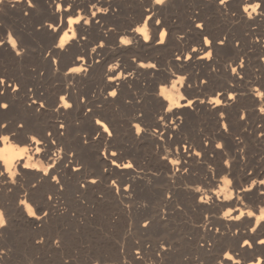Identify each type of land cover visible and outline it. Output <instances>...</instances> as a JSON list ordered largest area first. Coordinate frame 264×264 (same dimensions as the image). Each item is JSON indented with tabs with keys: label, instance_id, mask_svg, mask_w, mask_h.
I'll use <instances>...</instances> for the list:
<instances>
[{
	"label": "rangeland",
	"instance_id": "obj_1",
	"mask_svg": "<svg viewBox=\"0 0 264 264\" xmlns=\"http://www.w3.org/2000/svg\"><path fill=\"white\" fill-rule=\"evenodd\" d=\"M230 1H231V5L227 8V11H224L222 13L217 11L215 8L209 10H202V11L200 9L195 8L197 12L202 13L205 17L209 18L211 27L213 26L212 27L213 31L217 32L223 38L230 39L229 40L230 42L228 44L229 46L226 45L227 47L226 46L218 47L216 50H213L211 52L212 54L214 53L215 54L212 55L211 57L212 60L210 58V63H211L210 71L205 66H203L202 61L199 62L197 65V74L198 77L200 78L197 77L194 78V80H191V82L188 84L187 90L189 92L187 94H186L187 90L186 91L181 90L180 91L181 93H177L176 96H179L181 94L180 97L186 96L184 99L188 98L200 102H207L209 101L210 98H216L217 94L219 96L221 92L223 93L225 91L227 86H224V81H226L225 85L237 84L236 82H233L230 78H228L229 77L228 75L229 72H231L232 69L235 68L236 65H234V63L236 64V62H240L239 59H241V57L244 56L242 55V53L243 51L245 52V50L241 51L240 49H236L235 46L233 45V42L235 40H236L235 42H238L237 37L238 40L241 38L243 39L245 37L246 25L242 23V21H240L239 19H236L235 17L232 18L233 17L232 15L234 14L233 12L234 8L237 6L242 7L241 0H230ZM256 1L259 2L262 0H256ZM183 2H180L178 4L177 13L179 12L178 14L182 18H185V16L188 15V12H191L192 11L191 9L194 8L192 6L191 8L188 3L186 2L183 3ZM181 10H183L184 13ZM230 10L232 13L230 12ZM24 14L25 12H23V15ZM218 14L220 15L219 16L220 18L218 17ZM7 16L5 19L0 18V26H3L5 28V32H6L5 36L7 37L9 34L13 39V41L16 42V45L18 46L23 45L22 47L24 48H32L34 50L48 48V45H50V40H51L49 34L45 32L41 33V35L38 33L35 34L33 30H31V27H36L37 30L39 31L41 25L39 23V17L43 19L42 22L45 24H48L50 22L51 17L45 12V10H43L42 8H38L35 10L33 14H28V15L25 14L24 19L21 18L22 16L20 17L18 15H13V18L11 17V14H7ZM32 18L35 19L33 20ZM29 19L33 20V22L30 21ZM6 20H8L7 21L9 22L8 24L7 22H5ZM20 20L22 21L24 26ZM211 21H213V23ZM5 23L9 25L7 26V28L5 27L6 26ZM17 23L20 24L17 25ZM30 23H32L31 26H29ZM238 23H240V25ZM21 26L23 27L21 28ZM183 26H184L183 23L178 24L177 26L178 30L181 31ZM236 26L239 28H237ZM261 27L264 28V22L261 24ZM27 28L29 29L27 30ZM26 32L29 34L27 35ZM178 36L181 35L179 34ZM32 38L34 40H32ZM22 39L26 42L23 43L24 41ZM59 39L60 37L55 41V44H58ZM196 42L198 43V40L193 35L182 40L177 39V41H175V43H173L170 46V49L163 50V53L162 51L159 52L157 50H147L145 51L147 52L146 54L145 52H143L145 57L149 58V60L155 63V65H158L157 73L156 74L147 73L148 75L136 73L134 75L135 76L134 82L132 84H129L131 86L128 87L127 85V87L124 89L125 94L127 92L130 93L129 94V96L131 95L130 99L129 96L126 95V97L124 98L125 103L118 104L117 107H115L112 115L107 114L105 116L100 117L101 120H103L107 124L108 128H110L109 130H111V133L113 131L112 133L113 140L109 144H107L104 141L102 142L100 141L101 151H103L104 147L110 145L117 153V159L119 163L129 162L130 164L133 165V168L131 167L130 171L117 169L115 171L116 174L114 172L112 178H110L108 180L109 182H107L106 179L102 176L100 169H99L100 173L99 171L97 173L98 169L97 168L95 169L96 166L94 167L93 165L94 161L92 158H94V156L92 155V153H90L91 149L90 150L87 149L90 147L89 143L91 142V140L98 139V135H97L98 133L95 130H93L95 129V125L93 122L94 120L86 121L80 118L77 119L75 117L70 118L71 120L67 122L68 124L67 137L70 140L67 141L66 147L68 150V154L72 156V159L76 158L77 162L81 164V166L84 168L83 171H85V173H82L81 176L79 177V184L80 185L83 184L84 179H89L86 177H88L91 173L93 174L96 173L97 176L102 177V178L100 177L101 184L96 190L93 191L90 190L92 194L90 193V191H86L89 194L85 193L79 195V193L76 194L75 191L73 192V190H75L74 187L72 188L73 185H69L70 187H68V185H65L62 182L61 183L62 189L61 191H58L59 193L51 191V193L48 194L49 196H51V198H53V207L55 206V209L51 210L52 213L50 212V210L43 211V213L45 212L51 213L50 219L46 223L42 224V226H38V227L35 226V229L21 222L20 218L17 216L18 214L14 212L13 206L20 205V198H18L19 200L15 199L16 201L10 199L7 200L6 203L8 204V206H11L8 208L7 207L4 208L5 206L1 204L2 206L0 207V209L3 212L4 219L7 220V226H6L7 233L2 232L0 234V264H223V259L226 254L233 255L234 257L239 256L241 261L242 260L244 261V262L242 261V264L244 263L250 264L251 262H253L251 255L253 257L255 256V258H258L259 255L264 256L263 248L260 249L259 247H257L256 244L254 247V243H253V241L257 243V241H259L260 239L259 238L260 228L256 225V216H252L251 218H245L243 216H239L240 219L236 220L235 224H232L234 228H232V225L230 224L232 228L231 229L230 225L224 223L225 222L224 218L227 217L224 214L226 212H229L228 207L223 208L222 205H217V204L209 205L206 207L205 206L199 207L196 205L195 202L197 201V197H196L197 190H203V191L218 190L219 186L224 184H229L227 183L225 178H227V180L234 181L229 185L240 186L246 183V176H248L249 174L252 173L254 174L258 170L264 173V169H262L264 166V160H263L264 135H262V133L264 132V118L260 120L256 115V112H258L259 109L264 108V102L260 103L255 107L253 106L251 107V103H250L251 99L249 97L250 95L258 94L259 92H264L263 89L264 65L260 63L264 58V49H255L248 47L246 48V50L248 51L245 59L247 63L245 67V74L239 75V77L242 76V78L240 79V83L237 84L239 89L238 93L241 97V99L240 97L239 99H237L238 100L237 104L239 105L241 102L242 108L240 104L237 110H235V108L233 109L231 108V110L222 113L224 115H222L221 113H217V115H215L208 109L207 111L205 109L206 106L196 109H190L189 112H188L189 109H187L183 113V115L180 114L177 116L178 118L181 119V121L185 125L183 124V126H181L182 129L181 130L179 129L180 132L178 131L180 136L179 134H177L176 136L171 137L172 141L175 139L174 140L175 143L167 142L169 144L168 146L166 142H163L161 145L155 143L156 141L154 139H153L154 141L152 142V138H153L152 135H154L153 133H155V135H157L159 138L161 137L162 134V131H160V129L159 131H157L155 120L152 119L156 117V110L158 108V103L156 102L157 99L152 95L159 92L161 90V87L167 86V83L165 81L166 78L168 77V73H170L171 71H176L178 69L171 61V59L167 58L169 57L168 54L170 53V51H172L171 49L173 48H175V50H183L186 53L189 48H192L194 46L193 44H196ZM93 43H94V39L91 40L90 38L88 41L89 49L94 48ZM5 65L6 63H3L2 69L5 71H9V69H7L6 67L7 65L6 66ZM247 68L251 71H249ZM29 69L32 70L34 68L30 67ZM206 71L208 72L206 73ZM19 72L20 71H16L13 73L11 72V75L17 77L20 80L33 79L34 77V75L32 74L30 75L29 72H22V73ZM45 72L46 71L43 70L44 77L42 78V81L44 82L46 87L50 86L49 88H51L53 86L52 83L55 78L52 74ZM247 72L249 73V75L247 74ZM203 73H206V75ZM208 73H211L210 75L212 79L211 78L209 79L210 76ZM142 75L144 76V78ZM136 76L138 77V79H136ZM223 77L225 78L222 79ZM96 81H97L96 87L100 88L101 84H98L99 80ZM192 81H194L195 83L194 82L192 83ZM203 81H207L208 83H203ZM244 82L246 83L244 84ZM154 83L157 84L156 87L157 91L155 92L152 90V85ZM89 84L85 85L87 87L84 86L86 90L89 87ZM196 85L198 86V88ZM202 86L204 87L202 88ZM222 87H224V89ZM244 89H247L246 92ZM166 94L170 95V92L168 93L166 92L165 95ZM155 102L157 103V105ZM51 108L52 107H47L46 109L45 107L46 116L45 115L38 116L35 119H33V121H30V123L33 124L34 122V124H36L37 122H42L44 120L48 121L54 119L53 114L55 113V108L53 107L52 110ZM204 110H206V113ZM141 113H143V116L141 115ZM11 114L13 115V117L11 116ZM28 114H30L31 117L32 114L29 111H27L23 106L20 105L13 107L12 109L7 110L6 112H0V120L1 121H3L4 119L11 120L15 117H18V122L26 125L27 124L26 119L27 117H29ZM136 114L142 116L141 117L142 120L140 123L136 122L134 119ZM237 114L239 116H237ZM25 115L27 116L24 117ZM237 117L239 118L237 119ZM144 118L145 120L143 121ZM214 119L217 121H215ZM128 120H130V123ZM60 121H63L62 118L60 119ZM149 121L152 123H149ZM3 122L5 123V121ZM88 122L91 123L89 124ZM171 122L172 120H169L168 123ZM164 123L166 122H162V124ZM134 124H140V125L142 124L141 126L145 130L146 136L143 135V137L137 138L136 129L133 127ZM225 124L227 125L230 124L228 125L229 130L227 129L228 139L227 138L223 139V137L220 136V132H219V128L222 129ZM240 127L242 128L240 129ZM230 128L232 129V133L230 132L231 131ZM234 128L236 129V131ZM127 129L130 130V132L127 131ZM184 129L186 131H184ZM256 129L259 131H256ZM156 131L158 132V134ZM191 131L194 132L193 134H195L196 136L189 133ZM196 132L198 133V137ZM241 132L243 136L241 135ZM21 134L22 133H20V135L17 134L13 136L14 137L21 136ZM130 135L131 136L134 135V136L131 137ZM199 135L201 136V138L202 137L203 138L201 139ZM13 136L11 135V137ZM74 136L78 137L81 140L82 147L74 144L73 142ZM189 136L194 138L188 139ZM217 136L218 137L220 136L221 139L218 138ZM229 136L231 137L229 138ZM174 137L177 138L180 137V139L178 138L180 143L179 141H177L178 139ZM252 138L254 139L252 140ZM13 139L10 138V140L15 144V147L21 148L24 146L23 144L18 142L17 139H15L16 141L15 140L13 141ZM142 139H144L145 141ZM198 140L203 142V145L210 148L209 150L210 152L207 154L208 156L207 155L205 156L203 153L199 151ZM241 140L244 142H242ZM230 142L232 143L229 144ZM234 143L238 144V146L237 145L234 146L233 145ZM211 144L213 145V147ZM217 144L223 145L224 146L223 149L221 150L219 148L214 147ZM185 145L187 147L190 146V148H195L194 151L201 153V156L200 157L194 156L193 158L188 160V165L185 168L187 169L188 172L185 171V169L182 170L183 172L169 171L167 167L165 168V166H168V160L175 159L176 152L181 151V149L182 151H184L183 147ZM68 146H71L72 149L71 147L68 148ZM231 146L233 147V150ZM248 147L251 150H249ZM227 150L229 151L227 152ZM231 150L233 153L231 152ZM235 152H237L240 158L243 160L242 161L243 167L242 166L240 167L239 165L226 173L219 174V169L221 165L223 163L225 164V161H228L230 164V161L234 158L233 154ZM226 153L227 155L224 157ZM207 157L210 158L208 159ZM250 162H253V164ZM184 174L186 175L185 177H183ZM233 174L235 176L232 177ZM207 179L210 180L209 183ZM26 180L27 178L24 177L20 184L22 190L24 191L23 194L26 192L25 190H27L26 182L23 183V181ZM127 180L130 182H127ZM113 181H115V183H113ZM131 181H133L132 182L133 187L131 186ZM203 182L205 183L203 184ZM33 184L36 185L37 182H33L32 184H30V186H34ZM110 185H113L114 187L113 193L109 192ZM27 201L31 204L34 203L32 204V206L35 212H37V206H34L38 204L37 198L35 199L34 197L31 200L27 199ZM240 201L241 203H248L250 205L251 210H253L255 214H258L256 212V208L258 207V205L256 204L255 201H251V200L246 201V199H241ZM214 206L216 207L214 208ZM213 218L216 220H214ZM220 218L222 221L220 220ZM211 220L213 223L211 222ZM253 228H256L255 232L252 231ZM217 229H219V231H217ZM3 234H5V236ZM241 235L248 236L240 239L242 243L240 242V240L239 241L237 240ZM250 235L253 239L249 237ZM246 238L249 239L251 243H253V246L250 248L247 247L245 253L244 251H239L238 249L243 244V242L247 240ZM230 247H232V249H230ZM253 250L254 251L256 250L257 252L256 251L253 252ZM132 256H135L137 259H133Z\"/></svg>",
	"mask_w": 264,
	"mask_h": 264
},
{
	"label": "bare ground",
	"instance_id": "obj_2",
	"mask_svg": "<svg viewBox=\"0 0 264 264\" xmlns=\"http://www.w3.org/2000/svg\"><path fill=\"white\" fill-rule=\"evenodd\" d=\"M183 1L188 3L190 7L192 6L194 8V9H191L192 10L191 12H188V15L185 16V18H182L178 14L179 12L177 13L178 4L180 2H183ZM241 2H242V7L237 6L234 8V10H233L234 14L232 15L233 16L232 18L235 17L236 19H239L240 21H242V23H244L246 25V33H245V37L243 36L244 37L243 39L240 37L241 39L238 40V37L236 36L238 42H235L236 41L235 40L233 42V45L235 46L236 49H240L241 51L245 50V52L243 51L242 55H244V56H242L241 59H239L240 62H236V64L234 63V65H236L234 68V69H236V71L233 72L230 70L231 72H229V75L227 74L229 76L228 78H230L233 82H236L237 84L240 83V79L242 78V76L239 77V75L245 74V67L247 64L245 59H246V54L248 51V50H246V48L248 47V48H255V49H264V28L261 27V24L264 22V0L259 1V2H257L256 0H241ZM32 4L34 5V7H30L29 0H3V3H0V18L5 19L7 14H11L12 18H13V15H18L20 17L22 16L21 18L24 19L25 14L26 15L33 14L35 12V10L38 8H42L43 10H45V12L51 17V20L48 24L43 23L42 22L43 19H41L39 17V23L41 24L39 31L37 30L36 27H31V30H33V32L35 34L38 33L41 35V33H43V32L49 34L51 40H50V45H48V48L45 47L47 49L34 50L32 48H24V47H22L23 45L22 46L16 45L15 47H13V44H12L13 39L11 38V36L8 33H7L8 36L6 37L5 36V33H6L5 28L3 26H0V80L4 81V83H0V103H8L10 105L9 110L12 109L13 107L21 105L27 111H29L34 117L33 118L32 115L30 117V114H28L29 117H27V119H26V123H27L25 125L26 128L23 130V132H18L17 128H16V125L18 123V117H15L11 120H5V119L3 120V121H5V123L7 122L6 124H8L10 131L6 132L3 129H0V135L9 136L11 139H13L14 138L13 135H17V134L20 135V133H22L23 136L21 134L20 139L19 140L17 139V141L20 142L21 144H23L24 146L21 148H17V147H15V144L10 139L8 141L0 140V150H3V151H0V172L4 173L3 176H0V207L2 205L5 206L4 208L11 207V206H8L6 201L9 199L15 200V199L20 198V205H18V206L14 205L13 206L14 212H16L18 214L17 216L20 218L21 222L27 224L30 227H33L34 229H35V226H37V227L42 226V224L46 223L50 219V215L52 213L51 210L55 209V206L53 207V198L49 199V197H51V196H49L48 194H50L51 191L52 192L61 191V189H62L61 183L62 182L65 185H68V187H70L69 185H73L72 188L74 187V189H75V190H73V192L75 191V193L76 194L79 193V195L88 193L86 191L96 190L101 184V178L102 177L100 176L101 177L100 178L99 176L96 175V173L95 174L89 173L90 175L88 177H86L89 179H84L83 184H81V185L79 184V177L81 176L82 173H85V171H83L84 168L81 166V164H79L77 162L76 158L72 159V156L68 154V150L66 147L67 141L70 140L67 137V130H68L67 122H69V120H71L70 119L71 117H75L77 119L80 118V119L86 120V121L87 120H89V121L94 120L93 122L95 125V129H93V130H95L98 133V134L96 133L98 135V139L91 140V142L89 143L91 148L89 147L87 149L88 150L91 149L90 153H92V155L94 156V158H92L94 161L93 165H94V167L96 166L95 169L96 168L98 169L97 173L100 169L102 176L106 179L107 182H109L108 180L110 178H112V176L114 175V172L117 169L130 171L131 168L124 167V165L130 164V163L129 162L119 163L118 159H117V155L116 156L112 155V153H116V152L114 151V149L110 145L107 147H104L103 151H101L100 141L101 142L104 141L107 144H109L113 140L112 139L113 134L109 135L108 133H105L103 131L102 126L99 124H96L95 121L100 120V121H102L103 124H106L103 120H101L100 117L105 116L107 114L112 115L115 107H117L118 104L125 103L124 98L126 97V95L129 96L130 93L127 92L125 94L124 89L127 87V85H128V87L131 86L129 84H132L134 82V80H135L134 75L136 73L137 74H143V75H145L147 73H155V74L157 73L158 68L152 69L150 67L149 68L140 67L141 63H143L145 65L155 64L152 61H150L149 58L145 57L143 52H145L147 50H157L159 52L162 51V53H163V50L170 49V46L173 43H175V41H177V39L182 40V39H185V38H187L189 36H193V35L198 40V43L196 42V44H193L194 46L192 48H189L186 53L183 50H175V48L171 49L172 51H170L169 54L166 52L169 55V57H167V58H170L171 61L174 63V65L178 69L176 71H171L170 73H168V77L165 81L167 83V86H163V87H161V89L166 88L167 89L166 92L167 93L170 92V95L169 94L168 95L173 97V99L177 105V107L174 108V112L176 114L172 115V113H168V112L161 109V103H163L167 107H172L173 100L165 99V97L158 96L156 94L152 95L157 99L156 102L158 103V108L156 110V117H154L152 119L155 120L156 126H157V124H159V129H160V131H162L161 136L164 137V139H161L157 135L154 134V135H152L153 136L152 142L155 140L156 141L155 143H157L158 145H161L163 142H166V143L167 142H170V143L174 142L175 143V141H174L175 139L172 141L171 137L179 134L178 131H179V129L180 130L182 129L181 126H183V124H184L181 121V119L178 118L177 116L180 114L183 115V113L187 109H189L188 110V112H189L190 109H196V108L206 106L205 107L206 110L208 109L209 111H211L212 113L217 115V113L222 114L224 112H227L228 110H231V108L232 109L235 108V110H237L238 106L241 104V102L239 105L237 104V101H238L237 99H239V97H240V95L238 93V90H239L238 85L237 84H235V85L229 84V83H228L229 85H225L226 81H224V86H227L225 91L223 93L221 92V94L219 96L217 94L216 98H210V99L208 98L209 101H207V102H200V101L192 100V99H188V98L182 99L180 97L181 94L179 96H176L177 93H181L180 92L181 90L186 91L188 88V84L191 82V80H194V78L198 77L197 65L199 62L202 61L203 66H205L210 71L211 63H210V58L207 56V53L212 52L213 50H216L218 47H224V46L228 45L230 42L229 41L230 39L223 38L217 32L213 31V28H212L213 26L211 27V23H210L209 18L205 17L202 13L197 12L196 9H200L202 11V10H209V9L215 8L217 11L222 13L224 11H227V8L231 5L230 0H226L225 4H221L219 2V0H165V3L163 4V6L156 5L154 0H32ZM257 4L261 5V7L257 8L256 11L253 12L252 16L250 17L248 15V13L244 11V9L248 8L249 11H251V7H249V6L250 5H257ZM180 6H182V5H180ZM101 9H106L107 11L102 12ZM183 10H181V11L184 13L185 10L184 11ZM23 12H25L24 15H23ZM230 12H231V10H230ZM92 13H96V15H92ZM39 14H41V13H39ZM219 16L220 15L218 14V17ZM28 18H29V16H28ZM212 18H210V19H212ZM32 19L34 20L35 18H32ZM29 20L33 22V20H31V19H29ZM222 20H223V18H222ZM7 21L8 20H6L5 22H7ZM88 21H91V23H88ZM155 21H161L162 23L158 24V23H155ZM10 22H11V20H10ZM211 22L213 23V21H211ZM215 22H216V20H215ZM8 23L9 22H7V24ZM21 23H22V21H21ZM180 23H183V25H184L183 28L181 29V31H179L177 28L178 24H180ZM5 24H4V26H5ZM7 24L5 26L6 28H7V26H9ZM19 24L17 23V25H19ZM31 24L32 23H30L29 26H31ZM238 24L240 25V23H238ZM53 25L55 27H52ZM199 25H203V27H198ZM23 26H24V24H23ZM23 26H21V28ZM11 27H14V26H11ZM136 28H145L147 35L151 39L149 41H145L144 40V33L136 32L135 31ZM237 28H239V27H237ZM28 29L29 28H27V30ZM165 30H167V35L159 37V39L165 41V43H163V44L156 43L155 40L158 37V33L163 32ZM12 31H13V29H12ZM241 31H243V30H241ZM17 32H18V30H17ZM31 32H30V34H31ZM26 34L28 35L29 33L26 32ZM65 34H67V36H65ZM179 34L181 36H178ZM225 34H226V31H225ZM49 36H48V38H49ZM85 36L88 37L87 40H84ZM59 37H60V39H59L58 44H55V41ZM254 37H256V38H254ZM25 38H27V37H25ZM33 38H32V40H34ZM61 38L65 39V41H66L65 47L63 49L57 47V45L60 44ZM90 38H91V40L94 39V43H93L94 48L93 49H96V51H93V49H89V47H88V41ZM205 38H207V40L211 41L212 44L209 45L208 43H205L204 42ZM120 39H127V40L131 41L132 42L131 46H124L123 44H121L119 42ZM221 41H223V43H220ZM25 42L26 41H24L23 43H25ZM30 42H29V44H30ZM98 43H102L104 45V47L102 49L98 48L97 47ZM176 44H177V42H176ZM186 45H187V43H186ZM193 49H195L196 51H193ZM17 53H19V55H17ZM146 53L147 52H145V54ZM218 53H219V51H218ZM153 54H154V52H153ZM159 56H161V55H159ZM174 56H181V57H189L190 56L191 59L190 60L189 59L175 60ZM77 57H81V58L77 59ZM167 58H166V60H167ZM201 58H203V59H201ZM153 59H151V60H153ZM215 59H216V57H215ZM235 59H234V61H235ZM211 60H212V58H211ZM158 61H159V59H158ZM213 61H214V59H213ZM3 63H6L7 66L6 65L5 66L7 67V69H9V71H5L2 69ZM260 63H262L264 65V58H263L262 62H260ZM113 65H119V67L113 68ZM156 66H158V65H156ZM30 67H32L34 69L36 68V69L30 70L29 69ZM77 67H80L82 69H86V71L73 72L72 69L77 68ZM43 70L46 71L45 73L52 74L55 78L53 80V83H52L53 86L51 88H49L50 86L46 87L44 82L42 81V78L44 77ZM16 71H20L19 73L29 72L30 75L32 74V75H34V77H33V79H27V80L22 79V80H20L17 77H14L13 75H11V72L13 73ZM249 71H251V70H249ZM207 72L208 71H206V73ZM206 73H203V74L206 75ZM208 74L210 76L209 77V79H210L211 73H208ZM247 74L249 75L248 72H247ZM27 75H29V74H27ZM22 76H23V74H22ZM163 76H164V73H163ZM165 76H166V74H165ZM181 76L185 77V81L177 83V81H179V78ZM109 77H113V79L110 80ZM207 77H208V75H207ZM143 78H144V76H143ZM198 78H200V77H198ZM224 78L225 77H223L222 79H224ZM228 78H226V79H228ZM136 79H138L137 76H136ZM96 80H99L98 84H101L100 88L96 87V85H97ZM195 81H196V79H195ZM214 81H215V79H214ZM137 82H138V80H137ZM193 82L194 81H192V83ZM200 82H201V79H200ZM89 83H91V84H89ZM156 83H154L152 85V90L154 92L157 91V89H156L157 84ZM245 83L246 82H244V84ZM86 84H89V87L87 88V90L84 88V86ZM173 84H176L175 88L172 87ZM220 85H219V87H220ZM85 87H87V86H85ZM203 87L204 86H202V88ZM14 88L17 89V91H13ZM197 88H198V86H197ZM222 88L224 89V87H222ZM130 90H132V89H130ZM244 90L246 92L247 89H244ZM112 91H116L118 93V95L116 97H112L111 95H109V93H111ZM240 91H242V90H240ZM188 92L189 91L187 90L186 94ZM261 94H264V92H259L258 94H253V95L249 96L251 99V101H250L251 107L252 106L255 107V106L259 105L260 103L264 102V95H261ZM168 95L166 94V96H168ZM84 96H85V98H84ZM60 97H64L65 99L62 100V99H60ZM130 97H131V95L129 96V99H130ZM230 97H235V99H230ZM240 99H241V97H240ZM188 100H192L195 103L191 107H188V105H187ZM216 100H220V101H222V103L216 104ZM65 102L72 105V107H70V108L65 107L64 106ZM157 103H156V105H157ZM134 104H135V102H134ZM41 105H43V107H41ZM45 107H46V109H47V107H52V108L54 107L55 108V113L53 114L54 119L48 120V121L44 120L42 122H37V123L35 122L36 124H34V122H33V124L30 123V121H33V119H35L36 117L43 116L46 114ZM243 107H244V105H243ZM52 108H51V110H52ZM120 108H121V106H120ZM241 108H242V104H241ZM206 110H204L205 113H206ZM0 112H6V111L0 110ZM201 113H203V112H201ZM158 115L165 116V120L163 122H166V123L162 124V122H159L158 121ZM184 115H186V114H184ZM222 115H224V114H222ZM248 115H250V114H248ZM256 115H257L258 119H260V120H262L264 118V112H261V109H259L258 112H256ZM11 116L13 117L12 114H11ZM26 116L27 115H25L24 117H26ZM237 116H239V115L237 114ZM47 117H48V114H47ZM141 117L142 116L136 114L134 119L136 122L140 123L142 120ZM169 117H170V119H169ZM61 118L63 121H60ZM104 118H106V117H104ZM110 118H111V116H110ZM238 118L239 117H237V119ZM249 118H251V117H249ZM230 119H232V118H230ZM144 120H145V118L143 119V121ZM169 120H172V122L168 123ZM233 120H232V122H233ZM20 121H21V119H20ZM128 121L130 123V120H128ZM173 121L176 122L175 125H173ZM215 121H217V120H215ZM23 123H24V121H23ZM145 123H146V121H145ZM149 123H152V122L149 121ZM61 124L64 125V128H60ZM112 124H113V122H112ZM136 125L137 124H134L133 127L135 128ZM141 125H140L141 129H143ZM150 125H152V124H150ZM177 125L179 127H177ZM228 125H230V124H228ZM72 126H73V124H72ZM145 127H146V124H145ZM130 128H132V127H130ZM241 128L242 127H240V129ZM244 128H245V126H244ZM185 129H184V131H186ZM228 130H226L224 127L222 129L219 128L220 136H222L223 139H225V138L228 139ZM127 131L130 132V130H128V129H127ZM235 131H236V129H235ZM256 131H259V130L256 129ZM49 132L52 133L51 137L47 136V133H49ZM230 132L232 133V129ZM77 133H78V131H77ZM112 133H113V131H112ZM189 133L193 134L194 132L191 131ZM145 134H146L145 130L143 131V133H137V131H136V137L137 138L143 137V135L146 136ZM157 134H158V132H157ZM183 134H185V133H183ZM11 135L13 137H11ZM193 135H195V134H193ZM241 135H242V132H241ZM31 136H36L37 140L36 141L31 140L30 139ZM132 136H134V135H132ZM179 136H180V134H179ZM190 136L188 139L194 138V137H190ZM220 136L219 137L217 136V137L220 138ZM246 136H248V135H246ZM26 137L29 138L28 142L22 143L21 141L24 140ZM197 137H198V133H197ZM230 137L231 136H229V138ZM67 138H68V140H67ZM113 138H114V136H113ZM174 138H177V137H174ZM178 138L180 139V137H178ZM200 138H201V136H200ZM245 138H247V137H245ZM249 138H251V137H249ZM179 139L177 141H179ZM195 139H196V137H195ZM253 139L254 138H252V140ZM14 140H15V138L13 139V141ZM51 140H55L56 143L50 144ZM142 140H144V139H142ZM37 141H43V142L37 143ZM137 141H138V139H137ZM146 141H148V140H146ZM73 142L75 145H78V146L82 145L81 140L76 136H74ZM204 142H205V140H204ZM242 142H244V141H242ZM179 143H180V141H179ZM231 143L232 142H230L229 144H231ZM151 145H152V143H151ZM233 145L238 146V144H236V143H234ZM71 146H68V148ZM168 146H169V144H168ZM38 147L42 149L41 152L36 151V148H38ZM198 147H199V151L201 153H203L205 156L210 152L209 151L210 148L203 145V142H201L199 140H198ZM212 147H213V145H212ZM24 148H27V151L21 152V149H24ZM49 149H51V151H49ZM71 149H72V147H71ZM183 149H184V147H183ZM188 149H189V152L182 151V149H181V151L176 152V158L168 160V166H165V168L167 167V169L171 172L184 170L188 165V160L193 158L195 156V153H197L196 151H194L195 148H190V146H188ZM227 149H228V147H227ZM235 149H236V147H235ZM248 149H249V147H248ZM232 150H233V147H232ZM232 150H231V152H232ZM249 150H251V149H249ZM228 151L229 150H227V152ZM212 152H213V150H212ZM189 153H191V154H189ZM226 155H227V153L224 155V157ZM233 155H234L235 159L233 158L230 161V164L229 163L228 164L223 163L224 165L222 164L220 169H219V174L226 173V172L232 170L233 168H235L239 165H240V167L243 165V162H242L243 160L240 158L239 154L237 152H235ZM89 156H90V154H89ZM243 156H244V153H243ZM247 157H248V154H247ZM243 159H244V157H243ZM121 160H122V157H121ZM260 160H262V159H260ZM260 160H257V161H260ZM172 161H180V163L173 164V163H171ZM79 162H80V159H79ZM246 162H247V160H246ZM84 163H85V161H84ZM250 163L253 164V162H250ZM255 163H256V161H255ZM23 164L36 165L37 167L32 168V169H25V168H23ZM229 165H231V166H229ZM216 166H217V164H216ZM87 168H89V167H87ZM45 169L48 170L49 175L59 177V185H57V182L55 180H49L48 179V176L45 174ZM74 169H78L79 171H74ZM259 169H261V168H259ZM262 169H264V166ZM100 171H99V173H100ZM249 171H248V173H249ZM258 171L254 174L252 173V174H249L248 176H246V183L243 185H240V186L239 185H233V184H232L233 186H231L229 184H224V185L219 186V189L215 190V191L197 190L196 191L197 201H195L196 205L199 207L200 206L206 207L209 205L217 204V205H222L223 208L228 207L230 215L224 218V220H225L224 223L228 224V225L235 224L237 219H234V217H237V216H243L245 218H251L252 216H256V225L260 228V236H259L260 239L259 240H264V219H262V217H264V209H263L264 208V184H260V181L264 180V173H262L260 171L258 172ZM123 173H124V171H123ZM13 174H15V176ZM115 174H116V172H115ZM228 175H229V173H228ZM240 175H241V173H240ZM185 176L186 175L184 174L183 177H185ZM233 176H235V175L233 174L232 177ZM24 177L27 178L26 181H23V183L26 182L27 190H25L26 192L23 194L24 191L22 190L20 184H21V181L23 180ZM5 180H7V183H5ZM14 180H15V183L13 182ZM93 180L96 181L95 184L92 183ZM209 181L210 180H208V183H209ZM33 182H37V184L36 185L33 184L34 186H30V184H32ZM127 182H130V181L127 180ZM132 182L133 181H131V186H132ZM204 183L205 182H203V184ZM250 188L252 190L250 192H248L247 194L241 190V189H250ZM109 190H110L109 192L113 193V190H114L113 185H110ZM90 193H91V191H90ZM34 197H35V199L37 198V201H38V204L34 205V206H37V212H36L35 216L31 215L30 210H29L31 208V211L35 212V210L32 206V204H34V203L31 204L27 201V199L31 200ZM229 197H231V199H229ZM241 199H246V201L247 200L255 201L256 204L258 205L257 208L255 206L256 212L258 214H255L253 212V210H251L250 205L248 203H241V201H240ZM21 202H23V203H21ZM9 203H11V202H9ZM215 207L216 206H214V208ZM46 210H50L51 213H48V212L43 213V211H46ZM206 210H207V208H206ZM56 211H57V209H56ZM0 212H2L1 209H0ZM249 213H253L254 215L250 216ZM62 215H64V214H62ZM17 216H16V218H17ZM11 217H13V216H11ZM54 218H56V217H54ZM214 220H216V219H214ZM220 220H221V218H220ZM209 221H210V219H209ZM211 222H212V220H211ZM231 225H230V228H231ZM232 228H234L233 225H232ZM5 229L0 228V234L2 232L7 233V229L6 230ZM3 235L5 236V234H3ZM247 235H241L237 240L239 241L242 238L248 237ZM249 237H251V235ZM247 240H249V239H247ZM255 240H256V238H255ZM240 242L242 243L241 240H240ZM253 243H254V247L256 244L257 247H259L260 249L263 248V250H264V244L255 243V241H253ZM247 247H248L247 245H244L243 247L240 246L239 249L238 248L237 249L239 251H244L246 253L245 250L247 249ZM230 249H232V247H230ZM233 250H235V249H233ZM255 251L253 250V252H255ZM229 256H231L232 259H228ZM251 257H252L253 262L250 261L251 262L250 264H264V256L259 255L258 258H255V256L253 257L251 255ZM132 258L137 259L135 256H132ZM150 260H152V259H150ZM242 261H241L239 256L234 257L233 255L226 254L224 256V259H223V264H242Z\"/></svg>",
	"mask_w": 264,
	"mask_h": 264
},
{
	"label": "snow or ice",
	"instance_id": "obj_3",
	"mask_svg": "<svg viewBox=\"0 0 264 264\" xmlns=\"http://www.w3.org/2000/svg\"><path fill=\"white\" fill-rule=\"evenodd\" d=\"M154 2H155L156 5L163 6V4L165 3V0H154ZM219 2L221 4H225L226 3V0H219ZM0 3H3V0H0ZM29 5H30V7H34V5L32 4V0H29ZM249 7H252V5H250ZM256 7L259 8V7H261V5L257 4ZM247 10L248 9H244V11H247ZM101 11L102 12H106L107 10L106 9H101ZM92 15H96V13H92ZM88 23H91V21H88ZM155 23H158L159 24V23H162V22L161 21H155ZM52 27H55V26L53 25ZM198 27H203V25H199ZM135 31L138 32V33H144V40L145 41H149L151 39L147 35V32H146V29L145 28H136ZM166 35H167V30H165L163 32H159L158 33V37L156 38L155 42L156 43H159V44L165 43V41L159 39V37L160 36H166ZM65 36H67V34H65ZM87 39H88V37L85 36L84 37V40H87ZM119 42L121 44H123L124 46H131V44H132V42L129 41V40H127V39H120ZM204 42L205 43H208L209 45L212 44V42L209 41V40H207V38H205ZM65 43H66L65 39L61 38L60 44L57 45V47L63 49L65 47ZM220 43H223V41H221ZM12 44H13V47L16 46V42L15 41H13ZM97 47L102 49L104 47V45L102 43H98ZM93 51H96V49H93ZM193 51H196V50L193 49ZM17 55H19V53H17ZM212 55L213 54L211 52H208L207 53V56L209 58H211ZM80 58L81 57H77V59H80ZM174 59L175 60H181V59H189L190 60L191 57L190 56L189 57L174 56ZM201 59H203V58H201ZM116 67H119V65H113V68H116ZM140 67H144V68H149L150 67L152 69H156L157 68V66L155 64L145 65L143 63L140 64ZM72 71L73 72H82V71H86V69H82L80 67H77V68L72 69ZM232 71L235 72L236 69H232ZM109 79L111 80V79H113V77H109ZM183 81H185V77L184 76H181L179 78V81H177V83H180V82H183ZM0 83H4V81L3 80H0ZM203 83H207V81H203ZM172 87L175 88L176 87V84H173ZM13 91H17V89L14 88ZM166 91H167L166 88H162L159 92L156 93V95L165 97V99L173 100V105H172V107H167L163 103H161V109L164 110V111H166V112H168V113H172V115H175L176 113L174 112V108L177 107V105H176L173 97L166 96L165 95ZM109 95H111L112 97H116L118 95V93L116 91H112L111 93H109ZM261 95H264V94H261ZM181 98L184 99L185 97H181ZM60 99L63 100L65 98L64 97H60ZM230 99H235V97H230ZM194 103L195 102L192 101V100H188L187 101L188 107H191ZM220 103H222V101L216 100V104H220ZM64 106L65 107H69V108L72 107V105L68 104L67 102H65V105ZM41 107H43V105H41ZM9 108H10V105L8 103H0V110L7 111V110H9ZM261 112H264V108L261 109ZM141 115L143 116V113H141ZM169 119H170V117H169ZM164 120H165V116L158 115V121L159 122H163ZM95 123L101 125L102 128H103V131L105 133H108L109 135L112 134L111 131L109 130L108 126L106 124H103L102 121L97 120V121H95ZM175 124H176V122L173 121V125H175ZM156 127H157V131H159V124H157ZM177 127H179V126L177 125ZM16 128H17V131L18 132H23V130L25 128V125L18 122L17 125H16ZM60 128H64V125L61 124L60 125ZM135 128H136L137 133H143V131H144L143 129H141V127H140L139 124H137L135 126ZM224 128L227 130L228 125L225 124L224 125ZM0 129H3L6 132L7 131H10V128H9L8 124L4 123L3 121H0ZM153 134H155V133H153ZM51 135H52L51 132L47 133V136L51 137ZM262 135H264V133H262ZM14 138L19 140L20 139V136H16ZM160 138L161 139H164L163 136H161ZM9 139H10L9 136L0 135V140H2V141H8ZM28 139L29 138L26 137L21 142L22 143H27L28 142ZM30 139L33 140V141H36L37 140V137L36 136H31ZM42 142L43 141H37V143H42ZM55 143H56L55 140H51L50 141V144H55ZM215 147L222 150L224 146L221 145V144H217V145H215ZM0 151H3V150H0ZM26 151H27V148L21 149V152H26ZM36 151L37 152H41L42 149L38 147V148H36ZM49 151H51V149H49ZM184 151L185 152H189V149H188V147L186 145L184 146ZM189 154H191V153H189ZM112 155L113 156H116L117 154L116 153H112ZM200 156H201V153H199V152L195 153V157H200ZM171 163H173V164L180 163V161H172ZM228 163H229L228 161H225V164H228ZM36 167H37L36 165L23 164V168H25V169H32V168H36ZM124 167L131 168V167H133V165L132 164H126V165H124ZM74 171H79V170L78 169H74ZM185 171H187V169H185ZM45 174L48 176V179L49 180H55L57 182V185H59V177L49 175L47 169H45ZM3 175H4V173L3 172H0V176H3ZM13 175L15 176V174H13ZM225 179H226L227 183H229V184L233 183V181L227 180V178H225ZM13 182L15 183V180ZM5 183H7V180H5ZM92 183L95 184L96 181L93 180ZM113 183H115V181H113ZM260 184H264V180H261L260 181ZM241 190L244 191L247 194L252 189L250 188V189H241ZM49 199H51V197H49ZM229 199H231V197H229ZM21 203H23V202H21ZM29 210H30V214L31 215H33V216L36 215V212L31 211V208ZM224 215L225 216H229L230 213L229 212H226ZM249 215L251 216V215H254V214L253 213H249ZM234 219H237L238 220V219H240V217L237 216V217H234ZM262 219H264V217H262ZM6 226H7V220L4 219L3 213L0 212V228H6ZM217 231H219V229H217ZM252 231L255 232L256 231V228H253ZM257 243L264 244V240H259V241H257ZM244 245H247L248 247H252L253 246V244L249 240H245L243 242V245H241V247H243ZM228 259H232V257L229 256Z\"/></svg>",
	"mask_w": 264,
	"mask_h": 264
},
{
	"label": "clouds",
	"instance_id": "obj_4",
	"mask_svg": "<svg viewBox=\"0 0 264 264\" xmlns=\"http://www.w3.org/2000/svg\"><path fill=\"white\" fill-rule=\"evenodd\" d=\"M245 9H248V8H245ZM256 9H257L256 5H252V7H251V11H249V9H248V10H247V11H245V12H247V13H248V15L251 17V16H252V14H253V12H255V11H256Z\"/></svg>",
	"mask_w": 264,
	"mask_h": 264
}]
</instances>
